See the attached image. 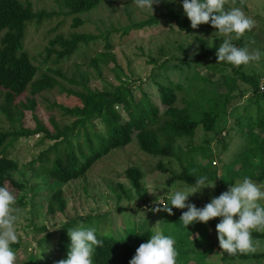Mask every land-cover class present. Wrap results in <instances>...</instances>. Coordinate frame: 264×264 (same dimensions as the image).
I'll use <instances>...</instances> for the list:
<instances>
[{
    "label": "trees",
    "instance_id": "obj_1",
    "mask_svg": "<svg viewBox=\"0 0 264 264\" xmlns=\"http://www.w3.org/2000/svg\"><path fill=\"white\" fill-rule=\"evenodd\" d=\"M109 1L55 0L61 9L66 10L62 14L45 10L35 11L29 0H0V116L8 124L19 125L11 130L0 128V186L17 190L14 196L15 207H24L28 204L24 202L28 183L15 179L21 166L10 154V149L20 139L41 134L42 138L38 143L40 146L45 145L47 141L52 143L48 148L41 149L37 157L23 166V169H33L35 176L50 181L51 184L47 186L52 189L50 196L45 198L41 192L36 196L45 202L46 215L54 216L63 214L66 210L63 185L86 175L92 166L116 149L136 142L139 149L149 156L172 159L177 156L175 145L178 139L192 140L199 127L204 133L215 132L219 136L220 144L226 147L227 136H220L215 126L226 119L230 111L235 109L234 107L249 92L241 89L238 81L251 88L252 99L256 103L264 100V90L260 88L258 74L246 73L242 70L243 65L235 69L223 61L217 63L215 53L220 44L217 38L212 48L207 47L206 41L199 39L201 52L191 58L183 52L185 58L173 57L159 64L157 58L147 56L148 63L153 65L147 80H134L132 74L125 73L114 52L111 41L113 35L119 33L125 37L133 31L156 26L161 20H166L167 24L176 28L178 32L186 34L215 30L209 24H201L197 29H192L183 11L165 4L164 0H161L160 4L166 6V12L149 16L141 22H132L121 28L113 27L98 34L68 32L66 36L58 33L48 42L45 49V62L53 58L52 64L37 76L39 68L24 48L28 29L33 25L40 27L47 20L60 15L72 17L73 29L82 27L85 24L81 19L82 15ZM234 2L246 8L245 0ZM96 41L104 42L102 51L83 58L81 62H74L69 67L63 65L66 58L72 57ZM228 67H231V75H223L222 72ZM104 70L112 74L117 85L101 90L91 88V79L102 78ZM172 74H175L176 80H173L175 78ZM220 76L222 81L218 79ZM219 85L224 87V92L219 91ZM151 87L156 91V98L153 97ZM55 89L66 91L75 98L76 105L73 107L58 106L64 116H68L71 121L61 126L54 119H50L49 127L36 120L34 128L24 127L22 123L26 113L34 112L38 106L36 97ZM261 127H264V115L258 116L251 125L252 131L247 135L249 144L247 150L236 158L237 161L249 159V164L259 159V167L262 168L259 174L245 175L259 182L264 181V131L257 134L253 130ZM206 142L209 144V140ZM192 162L194 160L191 159L187 166L181 164V172L174 175V178L191 184L196 177L206 175L209 180L225 186L234 183L236 179L244 178L232 177L225 181L227 178L220 177L217 170L211 169L216 167L212 165L214 161L210 164L211 168L206 167V161ZM159 165L166 171L161 163ZM126 177L131 187L125 190L124 186L119 185L123 195L116 194L117 197L119 199L126 197L131 201L132 189L134 197L144 201L147 190L142 171L138 167H130L126 171ZM202 203L203 207L208 202ZM134 207L140 208L138 205ZM185 210L173 208L172 219L175 222L180 220L181 212ZM130 211H133V208L125 210L118 208L114 217L111 213L109 219L107 217L109 223L107 232L103 230L104 226H100L104 217L100 214L81 216L77 221L67 223L58 235L53 252L48 250L52 234L47 233L38 241L40 258H30L25 264H54L56 261L54 253L59 254L62 259L66 258L70 244L67 228L81 224L94 228L97 239L103 242L94 250L93 264H128L136 248L154 233L152 223L143 230L134 222V218L124 220L123 216L126 214L132 217ZM209 225L211 232L208 237L211 240L213 238V241L207 244L210 256L218 250L222 261L264 260V253L230 255L219 250L215 239L214 222H210ZM45 230V227L35 229L36 232ZM252 238L264 240V232H255ZM174 239L177 241L174 244L177 264H185L183 260L190 254V248L185 251L183 244H187L188 241L182 240L180 244L179 239L175 237ZM21 244L22 241L18 240L16 244L11 245L15 253ZM205 261L206 259L202 264H205Z\"/></svg>",
    "mask_w": 264,
    "mask_h": 264
},
{
    "label": "rangeland",
    "instance_id": "obj_2",
    "mask_svg": "<svg viewBox=\"0 0 264 264\" xmlns=\"http://www.w3.org/2000/svg\"><path fill=\"white\" fill-rule=\"evenodd\" d=\"M29 1L32 2L35 11L45 10L47 12L62 14L66 12L65 9L59 7L55 0ZM164 1L165 4L182 10L180 0H176L175 3ZM245 2L246 8H242L234 0H225V10L238 7L253 21L252 29L246 32L240 39H233L232 43L237 47H247L250 52L257 49L264 52V0H245ZM166 11V6L161 4L153 5V14H151L138 9L134 0H110L100 5L94 11L82 15L81 19L85 24L76 29L72 28V17L65 15L54 16L40 27L37 25L31 26L26 33L24 48L31 56L33 63L39 68L37 74L39 76L47 66L52 64L53 58L45 62V49L48 46V42L58 33H63L66 36L68 32L98 34L101 31H109L113 27L121 28L132 22H141L149 16ZM59 24H61L60 27L55 30ZM216 38L220 40V43L222 42L223 37H218L215 30L186 34L178 32L176 28L168 25L166 20H161L160 24L156 26L133 31L125 37L120 36L119 33L113 35L111 41L114 45L117 60L124 72L132 74L134 80H147L153 70V65L148 63L147 56L152 55L157 58L159 64L163 60L173 57L185 58L183 52H186L187 57L191 58L201 52L199 39L206 41L207 47L212 48ZM103 49L104 42L96 41L85 47L84 50L81 49L72 57L66 58L63 61V65L69 67L74 62H81L83 58L92 56L95 52L102 51ZM162 51L164 52L163 54ZM142 54H145V56ZM232 67L235 69L239 68V66ZM242 67V70L246 73H256L260 76V88L264 90V56L260 60L251 61ZM231 72V67H228L222 74L231 75ZM93 75L96 76V74ZM174 75L172 74V77L175 78L173 80H176L177 78ZM221 77H218L220 81H222ZM64 84L68 86V84ZM116 85L117 82L113 80L112 74L108 70H104L102 78L96 77L90 81V87L99 90ZM238 85L241 89L248 90L249 92L234 107L235 109L230 111L228 117L215 126L220 136H227L226 141L228 145L226 147L220 144L219 136L215 132L204 133L199 127L196 136L192 140L186 138L178 139L175 145L177 156L172 159L149 156L139 149L136 142L127 147L116 149L92 166L86 175L63 185L62 191L66 200V210L63 214L46 215L45 202L40 200L36 194L41 192L45 198H48L52 189L47 188V186L51 183L43 177L35 176L32 171L33 169H23V166L37 157L41 149L48 148L52 143L47 141L45 145L40 146L38 143L42 138L41 134L28 139H20L10 149V154L21 166L19 175L15 176V179L19 181L25 180L28 183L27 195L24 201L28 202V204L24 207L13 206L18 210L15 214L19 216V220L15 225V229L18 240L22 241L21 247L16 252V264H25L30 258H40L41 250L38 247V241L46 236L47 233L52 234L49 239L48 250L53 252L62 228L69 222L77 221L81 216H94L97 214L104 216L100 226H104L103 230L107 232L108 219L111 213L114 217L118 208L124 210L133 208V211H130L132 217L126 214L123 216V219L131 220L134 218V222L143 230L148 228L149 224L152 223L154 225V232L162 231L163 234L171 235L173 239L174 237L179 239L180 244L182 240L188 241L187 244H183L185 251L190 248V254L183 260L185 264H202L205 259V264H264V260L258 262L254 259L248 261H222L218 250L210 256L207 244L209 241L212 242L213 238L211 240L208 237V234L211 232L209 223L213 221L215 226L219 222V218H213L207 224L196 223L185 228L179 220L175 222L172 219V214L169 215L163 211L155 213L151 211L153 207H159L157 201L167 204L171 191L185 183L174 178V175H178L181 172L182 165L187 166L191 159L194 160L192 163L206 161V167H210L211 162L214 161L212 165L216 167L210 168L217 170L220 173V177L227 178L225 181H228L232 177H245L249 173L257 176L262 170L259 167V159L251 164L248 163L249 159H246L247 161L236 160L238 156L247 150L249 145L247 135L252 131L251 125H253L258 116L264 115V100L256 103L252 99L253 93L251 92V88L240 81H238ZM219 86V91L224 92V87ZM151 92L153 97L156 98V91L153 87H151ZM136 95L137 97L139 96V91H137ZM36 100L38 106L34 112L26 113L22 123L24 127L34 128L36 120L49 127L51 126L50 119H54L61 126L71 121L68 116H64L58 107L59 105L68 107L76 105L75 98L70 96L66 91L55 89L44 92L37 96ZM18 126V124H8L0 116L1 129L11 130L16 129ZM263 131L264 127L253 130L257 134ZM208 140L209 144L206 142ZM160 163L166 171L160 168ZM130 167H138L144 175L143 182L147 190L144 201H139L134 197L135 193L132 189L130 194L133 199L131 201L127 200L126 197L119 199L116 195H123V192L119 189V185L124 186L125 190L130 189L129 179L126 177V171ZM237 180L242 179H236L235 182ZM251 180L257 184L264 185V181ZM214 184V188L202 189L200 193L190 196L187 202L193 203L196 207H202V202H209L211 197L218 196L227 190L228 186L222 185L219 182H214ZM9 191L14 196L17 193V190L12 187L9 188ZM136 205L140 208L134 207ZM129 223L132 224L131 221ZM42 227H45L46 230L35 231L36 228ZM255 232L257 231L253 230L252 234ZM263 232L260 231V233ZM174 241L175 243L177 242L175 239ZM253 241L255 242L256 250L250 253H264V240L253 238ZM217 246L219 247L218 241ZM216 247L213 246V248ZM54 257L56 259L54 264H57V261L62 259L57 253H54Z\"/></svg>",
    "mask_w": 264,
    "mask_h": 264
},
{
    "label": "clouds",
    "instance_id": "obj_3",
    "mask_svg": "<svg viewBox=\"0 0 264 264\" xmlns=\"http://www.w3.org/2000/svg\"><path fill=\"white\" fill-rule=\"evenodd\" d=\"M175 3L176 0H166ZM141 11L153 14V5L161 0H134ZM183 15L187 17L192 29L201 24H209L218 37H223L216 48V59L232 66L247 65L264 56L260 50L249 51L247 47H237L233 39H240L253 27V21L238 7L225 10V0H180ZM215 187L214 181L206 175H200L191 184L183 183L172 190L167 204L157 201L159 207H153V213L163 211L172 214V209H186L181 212L180 220L187 228L196 223L206 224L213 218H219L215 225L219 248L230 255L255 252L252 231H264V185L257 184L248 176L228 184L227 190L213 196L203 207L187 202L204 188ZM14 195L7 187L0 186V264H16L17 256L11 245L18 242L15 225L19 216L13 207ZM70 239L66 258L57 264H93L92 256L97 246L103 242L97 239L92 227L78 225L67 228ZM175 241L171 235L155 231L135 250L128 264H177Z\"/></svg>",
    "mask_w": 264,
    "mask_h": 264
}]
</instances>
